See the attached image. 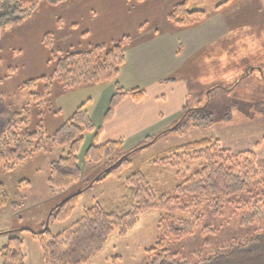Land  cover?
<instances>
[{
	"label": "rangeland",
	"instance_id": "obj_1",
	"mask_svg": "<svg viewBox=\"0 0 264 264\" xmlns=\"http://www.w3.org/2000/svg\"><path fill=\"white\" fill-rule=\"evenodd\" d=\"M124 1L62 0L54 3V0H0V94L12 109L27 112L26 127L29 131L43 127L46 136L50 137L80 107L85 109L97 127H101L114 92L112 83H86L62 88L49 78L55 64L54 52L81 50L116 41L130 33L131 21L135 18L137 21L149 7L164 0ZM227 1L188 0L187 9L204 10L210 15L218 4ZM236 1L232 0L219 9L221 17L227 19V35L210 46L209 51L194 57L191 71L185 68V72H180L188 94L184 109L207 106L212 113L211 122L198 127L192 120L184 119L185 126L172 130L184 117L182 109L163 119L162 127L154 134L149 129L124 135L121 139L123 146L116 155L110 161L98 164L84 159L93 140L87 134L78 154L81 181L66 190H52L48 185L51 164L66 156V146L49 142L46 151L36 153L11 171H5L0 165V184L9 195V205L4 211L0 210V248L10 235L18 236L24 243L27 264H44L41 238L35 233L48 229L56 235L71 227L82 218L86 209L96 204H120L126 193V180L136 172H141L158 194L173 195L181 182L176 177V170L156 165L153 161L176 147L213 139L223 149L232 152L253 150L259 163L264 165V24L246 22L233 26V16L248 14L250 10ZM150 9L153 16H159L153 8ZM163 18L157 17L160 22L164 21ZM46 35L50 36L51 45L46 44ZM31 81L34 85L21 89ZM232 104L236 106L227 112ZM173 106L174 103L169 106L171 112ZM228 113L229 120L226 119ZM164 131L166 133L154 139ZM106 135L102 131L101 138L92 144H104L109 140ZM124 155H128L131 166L119 178L109 177L86 188L104 169ZM188 167L194 169L196 165ZM261 180L264 181V176ZM84 188L69 218L62 222L49 219L50 210L70 194ZM257 188L264 190V185ZM236 207L235 203L226 204L221 215L216 217L205 208L201 212L203 219L197 226V232L169 244V251L187 257L202 250L205 240L211 247H226L264 231V217L253 225L241 226L246 209ZM196 213L191 210L185 214L174 213L173 216L189 221L195 219ZM161 215L162 212L156 210L142 213L126 237L112 233L103 250L87 264H145V251L153 247L158 238L157 225ZM209 226L214 233L202 236L200 231ZM25 229L28 231H22Z\"/></svg>",
	"mask_w": 264,
	"mask_h": 264
},
{
	"label": "trees",
	"instance_id": "obj_2",
	"mask_svg": "<svg viewBox=\"0 0 264 264\" xmlns=\"http://www.w3.org/2000/svg\"><path fill=\"white\" fill-rule=\"evenodd\" d=\"M61 1L54 0V3ZM230 1L218 5L216 9ZM206 16L204 10L189 11L186 3L181 2L171 7L167 20L176 27L186 28L201 23ZM50 41V36L46 35V44L51 45ZM129 41L130 36L125 35L109 44L75 51L58 50L54 52L55 64L49 80L62 88L86 83H112L114 92L103 117V121L107 122L125 98L140 102L145 96L143 90H126L118 82L126 61L125 47ZM32 82H27L21 89L34 85ZM235 106L232 104L227 112ZM26 113L25 110L12 109L0 94V165L5 171H11L36 153L46 151L49 142L56 146H66V156L51 164L48 185L52 190L74 187L81 181L78 154L86 135L95 131L91 117L80 107L49 137L43 127L36 131L27 129ZM183 114L184 117L172 130L185 126V120H192L198 127H204L212 120V113L207 106L184 109ZM226 117L229 120L230 113ZM100 132V129L96 131L95 140ZM164 133L166 131L155 135L154 139ZM122 146L123 141L92 144L87 148L84 159L94 164L110 161ZM153 163L176 170V177L181 182L175 187L173 195L158 194L141 172L134 173L126 180V193L120 204H96L86 209L82 218L71 227L56 235L48 229L35 233L41 238L44 264H87L103 250L112 233L126 237L140 215L150 210L160 211L162 215L157 225V241L145 251V264H264V231L226 247H211L205 240L202 250L187 257L168 249L169 244L189 238L197 232V226L203 219L201 212L205 208L216 217L221 215L226 204L235 203L237 209H246L241 226L253 225L262 220L264 190L259 191L257 187L264 185L261 180L264 165L259 163L253 151L232 152L223 149L218 141L204 139L176 147ZM190 164L196 167H188ZM130 166L128 155L121 156L86 188L109 177L119 178ZM256 182L258 184L254 185ZM86 188L63 199L50 210L49 219L62 222L69 218ZM235 196V201H231ZM8 205L9 195L3 184H0V210L4 211ZM191 210L198 214L194 220L187 221L173 216L174 213L185 214ZM13 232L15 230L6 234ZM213 233L214 229L210 226L200 231L202 236ZM23 244L21 238L10 235L0 248V264H27Z\"/></svg>",
	"mask_w": 264,
	"mask_h": 264
},
{
	"label": "crops",
	"instance_id": "obj_3",
	"mask_svg": "<svg viewBox=\"0 0 264 264\" xmlns=\"http://www.w3.org/2000/svg\"><path fill=\"white\" fill-rule=\"evenodd\" d=\"M237 1L250 10L248 14L233 16V26L246 22L264 24V0ZM124 2L128 3L130 0ZM171 2L164 0L149 7L144 16L137 21L136 18L131 21L133 25L128 33L130 41L125 47L126 61L121 68L118 82L127 90H143L145 96L140 102H135L130 97L125 98L110 121L102 120L101 127H97L92 120L95 131L88 134L93 138V143L98 129L101 130L100 135L102 131L107 134V142L122 141L124 135H134L149 129L153 130L151 134L156 133L162 127L160 124L163 119L186 107L187 85L180 72L191 71L192 59L209 51L210 46L227 35V19L221 17L219 9H215L197 25L186 28L172 25L167 20L168 11L177 3L185 2L188 5V0ZM147 7L148 5L145 8ZM150 8L159 16H153ZM157 17L164 21L160 22ZM173 103L171 112L169 106ZM113 136L119 139L114 140L115 138H111Z\"/></svg>",
	"mask_w": 264,
	"mask_h": 264
}]
</instances>
